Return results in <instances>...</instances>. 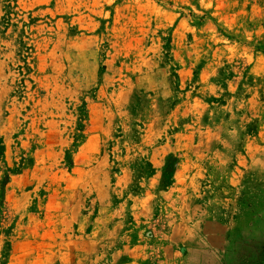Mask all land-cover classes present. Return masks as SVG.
Instances as JSON below:
<instances>
[{
	"label": "rangeland",
	"instance_id": "1",
	"mask_svg": "<svg viewBox=\"0 0 264 264\" xmlns=\"http://www.w3.org/2000/svg\"><path fill=\"white\" fill-rule=\"evenodd\" d=\"M259 126L264 0H0V264H125L190 201L244 200L208 155Z\"/></svg>",
	"mask_w": 264,
	"mask_h": 264
},
{
	"label": "crops",
	"instance_id": "2",
	"mask_svg": "<svg viewBox=\"0 0 264 264\" xmlns=\"http://www.w3.org/2000/svg\"><path fill=\"white\" fill-rule=\"evenodd\" d=\"M262 130V126H259L250 136L253 141L251 148L245 146L246 150L233 156L237 163L232 169L229 158L219 153L222 147L217 140L219 136L213 137V144L217 147L211 156L208 155L211 157L210 176L213 180L207 186L218 193L232 191L240 197L244 195V200L240 198L215 204L207 202L202 206L197 198L190 201L191 211L186 218L180 216L167 224L160 223L159 231L154 233V244L150 248L133 247L126 250L125 264H233L235 257L236 264H240V261L242 264L247 255H258L264 243ZM192 156L197 160V154ZM191 173L194 175L196 172L191 170ZM181 175L180 169L177 176ZM199 185L201 187L203 184ZM213 208L216 209L214 212ZM198 209H203V212L198 213Z\"/></svg>",
	"mask_w": 264,
	"mask_h": 264
}]
</instances>
